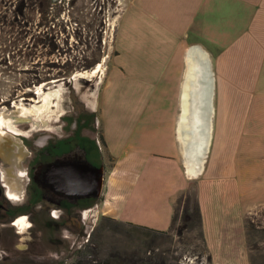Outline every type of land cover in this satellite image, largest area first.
<instances>
[{
    "label": "rangeland",
    "instance_id": "374dc122",
    "mask_svg": "<svg viewBox=\"0 0 264 264\" xmlns=\"http://www.w3.org/2000/svg\"><path fill=\"white\" fill-rule=\"evenodd\" d=\"M123 11L127 43H121V53L115 55L114 36ZM148 23L143 0H131V5L130 0H0V113L15 104L35 103L41 96L36 89L42 83L47 84L45 89H51L56 99L50 103V124L42 125L39 121V127L47 129L32 135V125L22 126L27 132L23 131L26 135L21 136L26 153L22 165V198L10 199L20 203V210L0 220V261L210 264L199 225L181 234L173 228L166 229L165 234H146L127 223L120 225L104 219L113 216L100 207L101 195L78 205L41 192L31 178L36 161L51 159L56 154L54 151H63L65 145L74 151L85 148L86 156L103 164L107 173L114 158L101 138V123L102 128L108 121L113 125L110 138L115 141L114 149L127 150L138 102L133 89L139 82L134 77L137 71L129 65L144 63L152 57L148 45L155 40L146 33ZM121 34L122 30V38ZM111 60L117 66L127 64V69L117 67L122 73H110L104 80ZM99 64V71L93 72ZM99 106L102 112L98 111ZM13 110L17 112L15 107ZM246 133L264 140V131ZM216 135L213 160L219 156L215 151L225 132ZM227 136L232 144L221 149L226 153L220 160L227 176L210 178L205 173L201 202L213 233L222 227L226 233L235 235L237 217L248 206L264 200V143L252 151L244 147L240 151L235 143L238 132H228ZM93 138L99 139L95 153L90 150L89 139ZM184 158H187L185 153ZM237 163L244 166L243 173H236ZM4 165L0 159V166ZM188 191L194 190L184 191L179 197ZM175 207L182 213V203ZM247 215L264 224V205ZM23 216L26 226L20 228L14 223ZM181 222L180 218L177 224ZM261 246L254 250L249 246L251 264H264L263 241Z\"/></svg>",
    "mask_w": 264,
    "mask_h": 264
},
{
    "label": "crops",
    "instance_id": "0c3cea01",
    "mask_svg": "<svg viewBox=\"0 0 264 264\" xmlns=\"http://www.w3.org/2000/svg\"><path fill=\"white\" fill-rule=\"evenodd\" d=\"M143 2L149 22L146 33L155 40L148 45L153 53L144 63L129 65L137 71L134 77L139 82L133 89L138 102L137 112L131 115L127 150L114 149L115 141L110 138L113 125L108 121L102 128L100 122L104 146L114 158L103 176L100 207L118 220L166 230L172 224L179 195L193 189L200 204L210 264H251L244 216L263 206L264 200L248 206L237 217L235 235L222 227L215 234L205 220L202 176H227L220 160L226 153L221 149L232 144L228 132H238L235 143L240 151L242 147L252 151L264 143L259 135L246 133L264 131V0ZM124 20L123 11L114 36L115 55L121 53L120 44L127 43ZM192 47L205 53L213 82L211 139L202 166L186 162L180 135L187 54ZM113 62L108 64L104 80L110 73H120L117 67L127 69V64L117 66ZM98 111L102 112V108ZM216 132L225 135L215 151L220 159L213 160ZM243 171L244 166L237 163L236 173Z\"/></svg>",
    "mask_w": 264,
    "mask_h": 264
},
{
    "label": "bare ground",
    "instance_id": "6f19581e",
    "mask_svg": "<svg viewBox=\"0 0 264 264\" xmlns=\"http://www.w3.org/2000/svg\"><path fill=\"white\" fill-rule=\"evenodd\" d=\"M187 62L188 68L183 85L180 135L184 145V153L187 157L186 162L191 160V162L198 163V166L201 163L202 166L211 139L213 82L209 62L203 51L195 47L190 48L187 54ZM100 65H97L93 72L99 71ZM46 85L42 83L37 87L36 93L41 96L32 105L15 104L14 107L17 112L13 110V107L0 113V158L5 163L1 173L7 190L6 194L13 200L22 198V165L26 153L21 136L27 134L22 126L32 125L31 134H34L36 131L48 128L39 127L40 123L46 126L50 124L48 121L51 116L50 103L56 99L52 95L53 92H50L51 89H45ZM35 116H37L36 119ZM200 119L202 120L201 125L198 124ZM199 126H201V129L197 128ZM25 223L23 216L14 224H18L21 228Z\"/></svg>",
    "mask_w": 264,
    "mask_h": 264
},
{
    "label": "flooded vegetation",
    "instance_id": "af4514ba",
    "mask_svg": "<svg viewBox=\"0 0 264 264\" xmlns=\"http://www.w3.org/2000/svg\"><path fill=\"white\" fill-rule=\"evenodd\" d=\"M39 131L34 132V134L38 133ZM41 131H44V129H41ZM34 134L32 133V135ZM89 140H91L90 141L91 152L92 153L98 152L99 139L96 140V138L95 139L93 138ZM59 150L54 151L56 152V154L55 155L53 154L54 156L51 159H45V160L40 159L36 161V165H34V171L31 178L35 181V184L40 188L41 192L43 193H49V194L51 193L53 195L60 196L61 198H66L70 202L78 205H80L79 203L82 202L86 203L88 199H90L89 197H82L79 195L68 196L61 194L57 189H55L52 186L51 182L48 180L49 173L52 167L61 164L74 163V162H90L91 164L100 167L102 166L104 168L103 164H98L90 160V158L86 156L87 153L85 148L83 149L81 148V150L79 149V151H74V149L70 148L69 145L68 146L65 145V149H62L63 151H59ZM1 170L2 167L0 166V220L5 219L3 217L4 216L7 217V214L20 210V203L18 204L14 203L13 201L10 200V198L6 194L7 190L5 187V182H3ZM104 173H105V169H104Z\"/></svg>",
    "mask_w": 264,
    "mask_h": 264
},
{
    "label": "trees",
    "instance_id": "16d2710c",
    "mask_svg": "<svg viewBox=\"0 0 264 264\" xmlns=\"http://www.w3.org/2000/svg\"><path fill=\"white\" fill-rule=\"evenodd\" d=\"M103 139V136H101ZM191 192V191H190ZM188 193L181 195L177 202V204L183 205L182 213H180V208L176 209L174 211L172 224L170 228L176 229L179 234L183 233L184 230L191 229L193 226H198L201 228V236L202 241L204 243V248L206 247L204 234L202 230V216H201V210H200V204L198 200V196L196 191H192V193ZM89 200H95V198H90ZM181 218L182 222L177 224L178 220ZM104 219H108L109 221H113L114 223H119L120 225L127 223L131 225L136 230L143 232V233H155V234H165L168 233L165 230L156 229L153 227H149L146 225L134 223L131 221H123L118 220L117 218L110 217V216H104ZM245 229L246 234L248 237V244L251 247V250H254L255 248L259 249L261 248V242L264 243V224H262L261 221L256 223L251 215L245 216ZM207 247L205 248V250ZM209 262L210 256L208 255ZM0 264H12L4 261H0ZM75 264H102L100 262H84L81 260H78Z\"/></svg>",
    "mask_w": 264,
    "mask_h": 264
},
{
    "label": "water",
    "instance_id": "95a60500",
    "mask_svg": "<svg viewBox=\"0 0 264 264\" xmlns=\"http://www.w3.org/2000/svg\"><path fill=\"white\" fill-rule=\"evenodd\" d=\"M201 122L200 119L198 124ZM197 128L201 129V126ZM103 176L102 166L90 162H74L52 167L48 180L61 194L95 198L101 193Z\"/></svg>",
    "mask_w": 264,
    "mask_h": 264
}]
</instances>
